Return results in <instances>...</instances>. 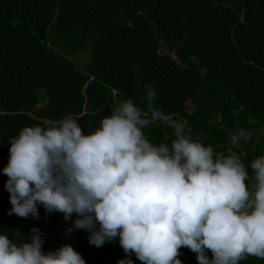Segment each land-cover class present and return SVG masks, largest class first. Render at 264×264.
Instances as JSON below:
<instances>
[{"label":"trees","instance_id":"obj_1","mask_svg":"<svg viewBox=\"0 0 264 264\" xmlns=\"http://www.w3.org/2000/svg\"><path fill=\"white\" fill-rule=\"evenodd\" d=\"M87 48L81 69L71 57ZM146 83L193 139L217 153L231 148L252 176L251 162L264 155V0H0V234L20 244L39 229L44 253L70 245L86 264L129 258L119 237L97 248L88 231L68 233L75 214L66 221L38 205L39 219L8 215L2 170L23 127L70 114L87 134L122 100L144 108ZM240 128L251 141L236 148L229 136ZM145 132L158 144L172 130L157 123ZM180 253L182 264H198L188 248Z\"/></svg>","mask_w":264,"mask_h":264},{"label":"clouds","instance_id":"obj_2","mask_svg":"<svg viewBox=\"0 0 264 264\" xmlns=\"http://www.w3.org/2000/svg\"><path fill=\"white\" fill-rule=\"evenodd\" d=\"M143 90L144 108L122 100L87 134L69 114L10 138L2 170L8 215L39 219L38 205L66 221L75 214L67 231H88L90 245L119 237L129 258L117 264H133V253L142 264H182L181 248L198 264L264 259V155L253 159L250 176L231 148L215 152L187 133L186 120L159 109L154 84ZM157 123L172 130L167 142L155 144L146 134ZM229 139L240 148L251 133L240 128ZM30 236L17 244L0 234V264H86L70 245L44 253L39 229Z\"/></svg>","mask_w":264,"mask_h":264},{"label":"rangeland","instance_id":"obj_3","mask_svg":"<svg viewBox=\"0 0 264 264\" xmlns=\"http://www.w3.org/2000/svg\"><path fill=\"white\" fill-rule=\"evenodd\" d=\"M174 54H175V52L171 53V55H173V56H174ZM90 56H91L90 50L87 48V49H83L81 51H78L74 55V57H71V59L77 64V66L79 68L84 69L90 60ZM40 106H42V105H40ZM252 122H253V120H252ZM262 136L264 137V132L262 133Z\"/></svg>","mask_w":264,"mask_h":264}]
</instances>
